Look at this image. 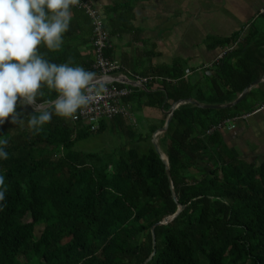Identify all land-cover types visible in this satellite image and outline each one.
<instances>
[{"label":"trees","instance_id":"16d2710c","mask_svg":"<svg viewBox=\"0 0 264 264\" xmlns=\"http://www.w3.org/2000/svg\"><path fill=\"white\" fill-rule=\"evenodd\" d=\"M235 54L224 57L215 77L162 82L147 95L146 105L164 111L186 101L158 141L170 181L152 145L77 151L76 143L95 132L53 113L37 133L27 123L33 106L19 105L18 98L23 126L10 117L0 125L9 154L0 159L8 189L0 210V264H264V163L226 151L217 129L255 110L249 103L264 104V88L230 108L187 102L223 105L255 81L258 75L229 67ZM56 98L48 91L37 103ZM105 130L101 121L96 133ZM178 205L184 209L172 221L156 225Z\"/></svg>","mask_w":264,"mask_h":264},{"label":"crops","instance_id":"0c3cea01","mask_svg":"<svg viewBox=\"0 0 264 264\" xmlns=\"http://www.w3.org/2000/svg\"><path fill=\"white\" fill-rule=\"evenodd\" d=\"M80 2L89 3L102 19L110 37L104 55L115 61L121 68L119 73L125 76L123 82L115 84L130 90L120 102L127 115L103 119L106 124L103 132L109 127H116L122 131L124 138L130 143L134 142L129 145L138 147L139 151H145L150 145L154 148L155 143L158 146L159 138L164 134L160 133V129L171 106L176 103H171L166 111L163 107L146 105L149 101L147 95L161 90L162 82L173 84L180 80H191L192 83H199L203 81V76L212 74L215 77L224 57L236 53L229 60V67L243 74H256V80H262L248 89L246 96L251 90L264 88V0ZM71 12L72 19L68 31L63 34L61 48L49 50L41 43L38 53H43L51 63L71 61L72 67L80 66L94 72L91 20L85 10L77 5L71 7ZM243 38L252 41L242 43ZM224 40L233 41L222 42ZM140 79L146 82L138 84L136 80ZM45 87L43 90L48 93ZM249 104L255 110L220 123L222 126L218 131L226 151L239 160L261 164L264 163V104L261 105L259 101ZM89 131L97 134L98 130ZM160 157L166 158L164 154H160Z\"/></svg>","mask_w":264,"mask_h":264},{"label":"clouds","instance_id":"9594fccd","mask_svg":"<svg viewBox=\"0 0 264 264\" xmlns=\"http://www.w3.org/2000/svg\"><path fill=\"white\" fill-rule=\"evenodd\" d=\"M79 0H0V125L10 122L23 126L19 105L33 106L36 114L27 117L30 129L40 132L53 113L76 118L90 104L102 98L107 88L95 72L68 63H51L38 53L43 43L59 50L72 19L71 7ZM44 86L57 93L55 100L37 103ZM38 113V115H37ZM7 139H0V159L7 160ZM7 185L0 175V210L6 207Z\"/></svg>","mask_w":264,"mask_h":264},{"label":"built area","instance_id":"2783aa9c","mask_svg":"<svg viewBox=\"0 0 264 264\" xmlns=\"http://www.w3.org/2000/svg\"><path fill=\"white\" fill-rule=\"evenodd\" d=\"M78 8L85 10L92 24V46L95 50V62L93 70L97 78L101 79L107 88L106 93H102V98L90 104L83 111L78 110L73 122H84L91 131L99 129L103 119L110 120L117 116L127 115L126 109L120 105L121 99L126 97L130 90L119 87L115 82H123L124 75L120 74V66L104 55V51L109 47L110 37L106 32L102 19L98 12L89 3L80 2ZM117 77V78H116ZM138 84L146 82L145 79L136 80ZM222 126V125H221ZM217 126V129L221 128Z\"/></svg>","mask_w":264,"mask_h":264},{"label":"rangeland","instance_id":"374dc122","mask_svg":"<svg viewBox=\"0 0 264 264\" xmlns=\"http://www.w3.org/2000/svg\"><path fill=\"white\" fill-rule=\"evenodd\" d=\"M123 135L122 131L116 129V127H109L106 132L90 135L86 139L77 142L75 149L81 152L97 153L104 151L108 152L123 147L131 148L134 142L130 143Z\"/></svg>","mask_w":264,"mask_h":264},{"label":"water","instance_id":"95a60500","mask_svg":"<svg viewBox=\"0 0 264 264\" xmlns=\"http://www.w3.org/2000/svg\"><path fill=\"white\" fill-rule=\"evenodd\" d=\"M262 80L261 79H258V80H256V81H254V82H252L234 101H232V102H229V103H227V104H223V105H201V104H199V103H197V102H195V101H192V100H188L187 102L188 103H192V104H194V105H196V106H198V107H203V108H210V109H222V108H230V107H232V106H235L236 104H238L245 96H246V94H247V91H248V89H250L251 87H253L254 85H256V84H258L259 82H261ZM186 103V101H183V100H181V101H178V102H176V103H174L172 106H171V108H170V110H169V112L167 113V119H166V121H165V124L163 125V127L160 129V133H164L166 130H167V127H168V125H169V123H170V121H171V119H172V115H173V112H174V110L179 106V105H181V104H185ZM154 149H155V151L158 153V154H160V152H159V148H158V146H157V144L155 143L154 144ZM161 159H162V161H163V163H164V165H165V172H166V175H167V177H168V179H169V181H170V179H171V176H170V171H169V166H168V161H167V159L166 158H163V157H161ZM173 200H174V202H176L177 203V198H176V196H175V194H173ZM184 209V206H182V205H178V210L176 211V213L175 214H173L172 216H169V217H166V218H164L161 222H159L158 224H156V225H162V224H166V223H168V222H170V221H172L182 210ZM151 235H152V239H153V241H154V234H153V227L151 228Z\"/></svg>","mask_w":264,"mask_h":264}]
</instances>
